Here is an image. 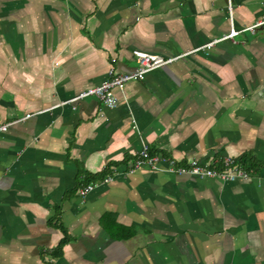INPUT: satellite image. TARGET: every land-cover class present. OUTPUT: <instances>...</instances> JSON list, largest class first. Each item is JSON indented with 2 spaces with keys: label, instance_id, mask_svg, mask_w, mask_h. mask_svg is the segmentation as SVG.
<instances>
[{
  "label": "crops",
  "instance_id": "crops-1",
  "mask_svg": "<svg viewBox=\"0 0 264 264\" xmlns=\"http://www.w3.org/2000/svg\"><path fill=\"white\" fill-rule=\"evenodd\" d=\"M262 18L264 0L231 16L226 0H0V123L18 119L0 132V264H264V24L245 29ZM134 49L182 55L114 88L115 107L68 101ZM143 144L258 173L130 169Z\"/></svg>",
  "mask_w": 264,
  "mask_h": 264
},
{
  "label": "built area",
  "instance_id": "built-area-1",
  "mask_svg": "<svg viewBox=\"0 0 264 264\" xmlns=\"http://www.w3.org/2000/svg\"><path fill=\"white\" fill-rule=\"evenodd\" d=\"M226 8L229 15L231 16L233 10V0H226ZM262 24H264V18L246 26L245 29L253 31L255 27ZM237 32V30L231 28L227 36H232ZM211 44H213V41L206 45L210 46ZM133 55L135 57L136 65L132 70L118 73L115 71L113 66H110L108 70V77L106 79L98 84L81 90L68 101H76L86 96L93 95L96 96L105 106L115 107L118 103V96L114 92V88L123 90L124 84L127 81L142 79L147 72L173 62L174 60L181 57L182 54L165 57L160 54H152L134 49ZM26 116H29V114H26L24 117ZM16 121H18V119L0 123V132L7 130L8 126ZM143 165L155 170H167L177 174H189L196 177H216L221 180L229 181L237 179H249L251 176L258 173L257 167L242 165L231 156H223L218 159L212 158L210 162H203L197 158H194L182 164L179 163L174 157L164 154L150 153V150L146 144H143L142 148L139 150L137 156L134 158L131 164L130 169H135ZM262 168L264 169V161L262 163ZM113 179V176H106L102 180L112 181ZM94 186L95 183L81 185L77 188V193L81 196H84L86 193L92 190Z\"/></svg>",
  "mask_w": 264,
  "mask_h": 264
},
{
  "label": "trees",
  "instance_id": "trees-1",
  "mask_svg": "<svg viewBox=\"0 0 264 264\" xmlns=\"http://www.w3.org/2000/svg\"><path fill=\"white\" fill-rule=\"evenodd\" d=\"M249 157L246 155V154H242L241 156H239L236 160H237V162L238 163H240V164H242V165H248V166H253V164H254V161L252 160L251 161V164H250V162L249 161H247V159H248ZM64 240H65V238H64Z\"/></svg>",
  "mask_w": 264,
  "mask_h": 264
}]
</instances>
